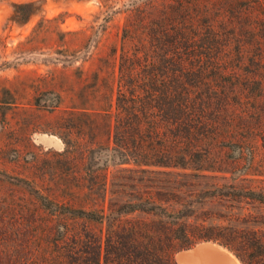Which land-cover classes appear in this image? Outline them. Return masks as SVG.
<instances>
[{"label":"trees","instance_id":"1","mask_svg":"<svg viewBox=\"0 0 264 264\" xmlns=\"http://www.w3.org/2000/svg\"><path fill=\"white\" fill-rule=\"evenodd\" d=\"M199 3L192 0V38L173 9L166 23L152 22L150 46L180 48L199 68H264V0ZM38 4L14 3L12 20L27 21ZM184 65H152L139 85H127L123 72L113 113L73 108L70 122L92 138L64 136L52 165L62 187L43 195L29 180L0 178V191L18 195L16 204L0 195V264H175L174 253L201 241L227 248L240 264H264V216L231 212L241 200L264 204L263 191L240 185L253 175V152L233 168L213 155L218 123L192 107ZM229 201L227 212L202 207Z\"/></svg>","mask_w":264,"mask_h":264},{"label":"rangeland","instance_id":"2","mask_svg":"<svg viewBox=\"0 0 264 264\" xmlns=\"http://www.w3.org/2000/svg\"><path fill=\"white\" fill-rule=\"evenodd\" d=\"M29 1L39 3L38 13L22 23L13 21V4ZM173 9L179 21L185 17V36L192 38V0H0V178L19 184L29 180L43 195L62 187L66 182L53 176L52 165L64 136L92 138L78 133L70 111L108 108L113 113L123 72L127 85H139L152 65L180 58L192 79V107L203 108L205 118L218 123L213 155L233 168L235 161L247 163L253 152V175L240 185L264 192V68H199L180 48L151 47L152 22L166 23ZM135 55L140 60L132 62ZM68 124H76L70 133ZM0 192L9 199L18 196ZM16 197L8 202L16 204ZM224 204L202 207L229 211L230 201ZM232 206L231 212L240 215L264 216V204L252 200Z\"/></svg>","mask_w":264,"mask_h":264},{"label":"water","instance_id":"3","mask_svg":"<svg viewBox=\"0 0 264 264\" xmlns=\"http://www.w3.org/2000/svg\"><path fill=\"white\" fill-rule=\"evenodd\" d=\"M229 252L227 248L216 242L201 241L189 248L178 250L174 255V259L177 264H227L226 257ZM198 257L203 260V263L201 260L199 261Z\"/></svg>","mask_w":264,"mask_h":264},{"label":"bare ground","instance_id":"4","mask_svg":"<svg viewBox=\"0 0 264 264\" xmlns=\"http://www.w3.org/2000/svg\"><path fill=\"white\" fill-rule=\"evenodd\" d=\"M202 252H205V251H202ZM198 258H199V261L201 260L203 263V260L200 257H198ZM226 262H227V264H239V261L237 260V258H235V256L233 254H231L230 252L228 253V255L226 257Z\"/></svg>","mask_w":264,"mask_h":264}]
</instances>
